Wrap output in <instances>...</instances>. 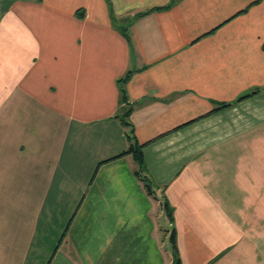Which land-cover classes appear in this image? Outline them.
Returning a JSON list of instances; mask_svg holds the SVG:
<instances>
[{
    "label": "crops",
    "instance_id": "0c3cea01",
    "mask_svg": "<svg viewBox=\"0 0 264 264\" xmlns=\"http://www.w3.org/2000/svg\"><path fill=\"white\" fill-rule=\"evenodd\" d=\"M172 1L0 0V264H264V0Z\"/></svg>",
    "mask_w": 264,
    "mask_h": 264
},
{
    "label": "trees",
    "instance_id": "16d2710c",
    "mask_svg": "<svg viewBox=\"0 0 264 264\" xmlns=\"http://www.w3.org/2000/svg\"><path fill=\"white\" fill-rule=\"evenodd\" d=\"M174 2H175V0H173L171 3H169L167 5L151 8L149 11H146V12H143V13L139 14V16L147 14L148 12L153 11V10H160V9L170 8L172 5H174ZM127 38H128V36H127ZM133 73H134L133 70L128 71L123 77L119 78V80H118L119 90H120V93H121V100L122 101H125V102L127 101V97L128 96H127L126 84L129 81V79L131 78ZM250 95L251 94L243 96V97L239 98L238 100H242L244 98H247ZM229 105H230V103H224L219 108H223V107H226V106H229ZM131 113H132V106L130 105L128 107L127 112L122 117L123 120H124L123 121L124 124L127 125V126H130V125L132 126V124L129 121L125 120L127 117L130 116ZM129 140L131 142L130 146H129V149L125 150L124 152H122L120 155H117L116 157L124 155V154H127V153H132L134 158H135V160H136V162H137V164H138V170L136 171V174L138 176H140V178L142 180L145 181V185H146L147 190L150 193H154L153 188H152V184L149 183L147 177L144 175V173L146 171V164H145V159H144L143 147H144L145 144L144 143H139L137 141V139L135 138V136L134 135L130 136V134H129ZM166 208H167L168 215L171 217L172 211H171V209H169L167 204H166ZM170 239H171L172 248H173V252H174V260H175L174 264H181L179 251H178V247H177V243H176L175 229H173V232L170 235Z\"/></svg>",
    "mask_w": 264,
    "mask_h": 264
},
{
    "label": "rangeland",
    "instance_id": "374dc122",
    "mask_svg": "<svg viewBox=\"0 0 264 264\" xmlns=\"http://www.w3.org/2000/svg\"><path fill=\"white\" fill-rule=\"evenodd\" d=\"M71 205V204H70ZM68 210H69V207H65V211L66 212H68ZM65 213V212H64ZM57 230H58V228H57ZM57 230H56V234H57Z\"/></svg>",
    "mask_w": 264,
    "mask_h": 264
}]
</instances>
